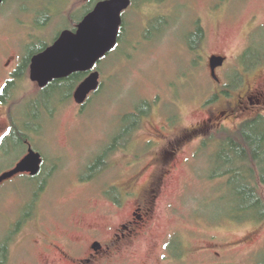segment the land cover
Here are the masks:
<instances>
[{"label":"rangeland","instance_id":"rangeland-1","mask_svg":"<svg viewBox=\"0 0 264 264\" xmlns=\"http://www.w3.org/2000/svg\"><path fill=\"white\" fill-rule=\"evenodd\" d=\"M132 1L135 6L126 13L125 43L97 67L101 91L84 114H78L69 100L74 93L70 86L45 96L30 77L20 84L19 107L36 100L51 104L49 114L34 103L17 113L31 119L43 113L37 123H42L43 131L31 134V145L45 164L40 180L18 178L0 188V250L8 244V234L37 206L47 228L66 238L64 251L79 253L77 261L86 260L93 232L107 245L117 229L132 220L139 202L137 197L129 198L123 210H117L108 198L121 190L144 196L151 177L167 174L164 162L176 153L153 228L142 239L117 246L96 264H163L166 242L179 236L191 251L188 264H263L264 222L233 223L239 205L226 180L212 179L222 172L214 159L221 133L237 135L245 122L264 117L263 77L248 78L241 89L242 79L227 74L237 67L238 56L248 44L252 19L261 16L264 22V0ZM90 2L8 0L0 8V95L16 64L52 47L92 11ZM158 17L168 19L167 25L152 37L153 32L146 31ZM200 20L207 39L192 52L190 33ZM223 57L229 61V70L218 71L217 78L228 85L225 89L214 82L210 66L213 58ZM259 95H263L260 103ZM240 98L248 111H238ZM247 99L254 105L248 106ZM56 101L66 103L57 110ZM144 104H150L151 111H143L148 114L140 120V131L130 147H116L106 170L94 178L92 168L121 137L124 120L143 110ZM10 109L18 110L0 108V123H5ZM53 109L57 113L49 120ZM214 115L218 119L211 124ZM16 151L15 164L24 155L22 147ZM10 164V160L0 162V175ZM72 246L76 251L69 249ZM20 250L11 264L61 261L41 248L20 247L16 253ZM28 255L32 258L26 259Z\"/></svg>","mask_w":264,"mask_h":264},{"label":"flooded vegetation","instance_id":"flooded-vegetation-1","mask_svg":"<svg viewBox=\"0 0 264 264\" xmlns=\"http://www.w3.org/2000/svg\"><path fill=\"white\" fill-rule=\"evenodd\" d=\"M107 1H109V0H102L99 2L97 0H91L90 3L93 4L94 7H93L92 11L90 12V14L95 11L96 7L99 4H101L103 2H107ZM154 3L158 4L161 2H160V0H157ZM134 6H135L134 2L132 1L131 9ZM220 7L221 6L218 5L216 7L217 8L216 10L218 11L220 9ZM126 13L123 15V27L121 29L119 45H118L117 49L112 54H110L108 57H110L111 55L116 53L118 50H120V48L122 49V46L125 43V40L127 38ZM167 20L168 19H161V17H158L150 25L151 28L154 25H157L158 28L153 30V34L150 33L151 28H149V30H147L146 32L149 34H152V37H154L155 33H161L163 31H165V29H161V28L164 27L163 24L167 25ZM202 24H203V22H202V20H200L197 24V27L195 26L196 27V28H194L195 30L190 33L191 39H193L194 36L199 35V39L197 41V44H202L207 39V34H206L207 32H206V29L203 28ZM251 24L252 25H251L250 32H249L248 44H247L245 50L243 51V53L240 56H238L237 67L234 66V68L232 70H229V68H228V62L229 61L227 58L223 57V59L226 60V64L222 69L218 70V71L229 70V71H227V74L230 72L229 74L231 77L242 79L243 82L239 86L241 89L245 88L243 86V83H247V81L245 82V80H247L248 78L257 79V78H259V76H261V77H263V78H261V80H262V82H264V22H262L261 16H255L252 19ZM71 32L75 33L77 31L71 30ZM22 63L23 62H19L13 68L12 73H10L11 79L9 81H7V83L5 84L3 92L0 95V98L3 96V93H5L6 89L9 87L10 83L13 82V78L18 76L19 72L22 71V73H27V74H29L28 77H30L32 63H31L29 70H23L22 69L23 68ZM10 65L11 64H8V67H10ZM211 74H212V78H213L214 82H216L218 85H220L221 89H225L226 87H228V85L227 86L223 85L218 78L215 79L213 77L212 70H211ZM84 76L86 77V79L89 77V75H84ZM70 79H72V78H70ZM70 79L65 80V81H61V82H67ZM55 83H57V82H55ZM54 84L50 85L45 90H41V93H43V94L48 93L49 90L52 89L51 87ZM79 87L74 91V93L70 97L71 102H74L75 104H76L75 94H76L77 90L79 89ZM249 89H251V88H249ZM97 94H95V95H97ZM95 95H93L89 99L87 104L83 107L78 106L76 104V106H77L76 109L78 111V114L79 113L84 114V112L90 106L91 99ZM219 96H220V94H219ZM262 98H263V95L258 96V99H259L258 103H260V99H262ZM242 101H243V98H240L238 111L240 112L244 108L246 109V111H248L250 108L249 107L246 108L245 103H243L244 101L243 102ZM246 101L245 102L248 104V106L250 105L249 103H251L252 106L254 105V102L252 99H247ZM31 104H33V103H30L29 105H31ZM47 104L48 103H45V104L43 103V106H44V109L46 110V113L49 114ZM25 105H28V104H25ZM39 105H40L39 110H42L43 106H41V104H39ZM54 105H57V103H54ZM0 108H2V109H8V108L16 109L14 102H11L5 106H3L0 102ZM53 112L57 113V110L53 109L52 113ZM239 112H237V113H239ZM17 113H18V111L17 112L15 110L11 111V109H10V111L7 113L5 123H0V134H2V132L4 130H7V129L12 130L11 135L8 138H6V140L4 142L0 143V162L3 160L12 161V164H10L9 168L4 172V174L0 175V179L3 176H5L6 174L13 172L28 157L29 152H30V148L32 146L31 142H30L31 134H32V127H34V129L37 133H39V132L41 133L43 131V127L41 126L42 123L37 124L38 122L42 121V118L44 117L43 113L32 119L34 121L33 123H36L35 125H33V123L30 121L31 118H29L26 115H24L23 117H18ZM220 116H223V114H221ZM216 119H218L217 116H215V115L211 116L210 123L214 124L213 122L216 121ZM211 124H209V125H211ZM2 125H5V126H2ZM22 138L24 139L23 144L20 143ZM12 139L20 141L19 145L24 149V152H23L24 155H23L22 159H20V161L17 164H15L13 162V159H14L15 154L19 153V152H17L16 150L4 149L5 146L7 145V143ZM125 140H126V135L123 132V134L120 137V141L124 142ZM20 152H21V150H20ZM122 154L123 153H120V155H122ZM175 156H176V153L169 154L170 158H168L164 162L163 168H165V167L167 168L165 171V172H167V174L166 173L165 174L164 173L159 174L158 176H156L157 178L151 177V184H150V186L148 185L144 196H142V195L137 196L136 194H130L129 192L127 193V191L120 189L121 191L119 192L120 194L118 196H115V197L112 196V197L108 198L112 201V203L115 205L117 210H123L124 204L129 198L137 197L139 199V202L137 205V209L135 210L133 216L131 217L132 220H130L128 223L122 224L117 229V233L115 234V236L112 237V239L108 240V242H110V243H108L107 245L105 243H103L102 241L97 240L96 236L94 235L95 232H93L91 240H89V242L87 243L88 244L87 247H89V243H92V242H94V243L92 244V246L90 248L89 258H87L86 260L77 261L78 260L77 257L79 255V253L78 254H75L72 252L67 253L64 251L63 244H64V240L66 238L65 237H58L56 235L55 229L49 230L47 228L46 223L43 221L41 216L39 214H37L38 213V207L36 206L35 213H31L30 215H27L22 222L20 221L18 223V226L15 224V222L13 223V225H16L15 226L16 230L14 233L12 232L13 231L12 230L8 234L9 235L8 244L4 247V249L0 250V264H11L13 261L14 254L16 255V254H19L20 252H22L20 250L19 252L16 253L17 249L20 247H21V249L23 247L29 248V246H30V248L34 249L35 251H36V249L41 248V249L45 250V253L57 254V256H59L60 260L63 261L62 262L63 264H96V263H99L100 261H102L103 259H106L107 256L110 254V252H113V250L115 248H117V246L123 245L125 243H127V244L131 243V242H133V240L135 238H141L142 239L144 236L147 235V233L154 226V223L156 220V215H157L156 212H157V207H158V201H159L160 195L163 194V191L165 189V185L167 184V181L170 179L169 177L171 175V172L169 173L168 169H169V166H171V164H172L171 162H172V160H174L173 158ZM44 164H45V162H44ZM43 170H44V166H43L42 172L38 178H41L43 176ZM136 173L137 172L134 171L132 173V175L133 174L135 175ZM18 178H30L32 180H39L38 178H32L30 175H21V176L15 178L14 180H16ZM91 179H93V178H91ZM14 180L3 184L1 187L6 186L7 184L13 182ZM12 234H14V235H12ZM68 241L69 240H66V242H68ZM70 243H72V242L70 241ZM185 244L183 243L180 236L179 237H171L165 244V245H167V248L164 249L165 252H164L163 258L161 259V262L163 264H188L187 260L190 258L191 251H190V248H189L187 242ZM73 247L74 246L69 247V249H71L72 251H76L75 249H73ZM76 247H78V245H76ZM76 249H77V251H79L78 248H76ZM30 251L31 250H29V254H30ZM28 258L29 259L32 258V255L31 256L28 255V257L26 259H28ZM34 259H35V257H34ZM61 261H54L53 264H60ZM37 264H40V263H37Z\"/></svg>","mask_w":264,"mask_h":264},{"label":"trees","instance_id":"trees-1","mask_svg":"<svg viewBox=\"0 0 264 264\" xmlns=\"http://www.w3.org/2000/svg\"><path fill=\"white\" fill-rule=\"evenodd\" d=\"M90 14V13H89ZM88 14V15H89ZM87 15V16H88ZM86 16V17H87ZM84 17V19L86 18ZM83 19V20H84ZM83 20L80 22L82 23ZM80 23H74L73 31H77L78 25ZM158 28L157 25L152 26L150 33L153 32L154 29ZM199 39L198 36H194L191 40V50L194 51L197 46V41ZM193 41V42H192ZM50 47H45L40 53L32 54L31 57H28L23 62V70H29L32 60L37 55L39 56L41 53L46 52ZM29 74L19 72L17 77L13 78V82L10 83L9 87L6 89L3 96L0 98V102L3 106L8 105L11 102L15 103L16 109L24 106L26 103L21 104L19 107V103L16 99H18V90L21 83H24ZM86 80L84 75H77L72 77L67 82H57L55 83L49 90L48 93L43 95L49 96L55 90H61L64 86H70L73 89V92ZM101 91V90H100ZM98 92V94L100 93ZM41 93V92H40ZM39 93V94H40ZM71 101V98L69 99ZM56 101L58 107L57 110L65 105L62 101ZM34 103L39 109L40 105L43 106V103H47V101L39 100L30 102ZM28 103V104H30ZM53 103V102H52ZM51 104H47L48 111L50 110ZM44 107V106H43ZM144 109L138 111L136 115L130 114L124 120V134L126 135V140L124 142L120 141V137H117L111 146V149L106 152L103 157H99L96 165L92 168L94 170V178L101 174V171L106 170L108 167V160L111 152L114 149L120 148L121 150L124 148H128L131 143L133 136H136V132L140 131L141 119L146 118L147 112L151 111L150 104H144ZM146 109L147 112H143ZM56 112L51 113V117L49 120H52L55 116ZM18 117H21L18 115ZM31 118L30 116H28ZM36 117V116H34ZM32 117V119L34 118ZM30 120L32 123L33 120ZM43 127V125L41 124ZM32 133H37L32 127ZM24 139H21V142L18 140H10L4 149H11L13 144L15 145V150L21 147L19 142L23 144ZM31 144L33 140H30ZM216 145L219 146L217 154L214 156L216 159L217 166L222 170L221 173L214 175V181H225L226 180V188H229L232 192L235 205L238 204L239 207L236 211H234L233 223H253L260 224L264 222V198L262 196L264 191V117H260L255 120H251L245 122L239 133L237 135H228L227 133H221L218 142ZM130 147V146H129ZM42 178V177H41ZM41 178H38L39 180ZM115 192V190H114ZM118 191H116V194ZM112 195H115L112 193ZM111 197V196H110ZM115 197V196H114ZM264 256V254H263ZM264 264V262H263Z\"/></svg>","mask_w":264,"mask_h":264},{"label":"water","instance_id":"water-1","mask_svg":"<svg viewBox=\"0 0 264 264\" xmlns=\"http://www.w3.org/2000/svg\"><path fill=\"white\" fill-rule=\"evenodd\" d=\"M8 0H0V8ZM132 7L131 0H109L99 4L78 26L77 32H65L46 52L32 60L30 80L40 90L55 82L77 75H89L75 94L78 106H85L89 99L101 90V74L97 67L119 45L123 15ZM226 64L223 58H213L211 70L217 79V71ZM44 166L43 157L31 146L28 157L11 173L0 179V187L21 175L38 178ZM98 248V247H97ZM96 248V249H97Z\"/></svg>","mask_w":264,"mask_h":264},{"label":"snow or ice","instance_id":"snow-or-ice-1","mask_svg":"<svg viewBox=\"0 0 264 264\" xmlns=\"http://www.w3.org/2000/svg\"><path fill=\"white\" fill-rule=\"evenodd\" d=\"M11 129L4 130L2 134H0V143L4 142L6 138H8L11 135ZM165 248H167V245H165Z\"/></svg>","mask_w":264,"mask_h":264}]
</instances>
